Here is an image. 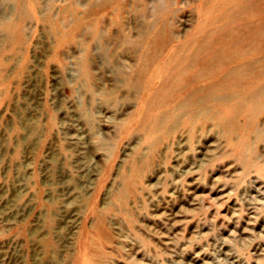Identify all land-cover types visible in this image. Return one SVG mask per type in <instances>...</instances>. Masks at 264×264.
<instances>
[{
  "label": "rangeland",
  "instance_id": "obj_1",
  "mask_svg": "<svg viewBox=\"0 0 264 264\" xmlns=\"http://www.w3.org/2000/svg\"><path fill=\"white\" fill-rule=\"evenodd\" d=\"M0 264H264V0H0Z\"/></svg>",
  "mask_w": 264,
  "mask_h": 264
}]
</instances>
